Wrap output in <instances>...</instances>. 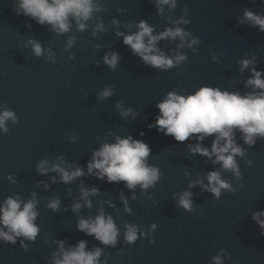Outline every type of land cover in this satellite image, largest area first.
I'll return each mask as SVG.
<instances>
[{
    "label": "water",
    "instance_id": "95a60500",
    "mask_svg": "<svg viewBox=\"0 0 264 264\" xmlns=\"http://www.w3.org/2000/svg\"><path fill=\"white\" fill-rule=\"evenodd\" d=\"M14 3L15 0H0V110L6 104L19 117L16 125L7 122L8 134H0V201L15 193H21L27 199L30 191H37L41 200L37 221L41 233L37 241L30 244L28 252L23 251L19 243H0V264H45L55 247L54 238H66L69 244L86 239L89 249L98 244L75 228L76 217L70 210L53 213L43 207L44 196L54 195L62 199V209L70 205L78 198L79 181L70 186L53 184L50 191L44 192L43 188L36 187V181L47 177L37 175L34 169L38 159H51L58 154L86 166L91 150L98 146L96 137L112 139L104 135L109 130L121 136L131 133L134 138L148 143L152 149L150 163L161 169L162 177L149 190L151 201L147 196H141L139 190L138 198L133 201L128 190L123 189L129 196L132 215L124 213L119 201L122 183L109 184L94 177L85 178L86 185H98L102 192L99 197L92 198L91 210L82 208L85 217L97 214V200L110 199L117 209L107 205L105 209L113 214L121 233L124 222H134L145 229L151 223L158 225L153 234L154 244L149 245L144 238L128 246L121 236L117 248L104 249L101 260H107V264H210L211 257L223 247L232 257L227 264H264V236L251 219L252 212L264 209V140L248 148L245 159L238 158L244 187L235 194L222 193L217 201L198 187L192 190L195 204L204 209L200 215L199 209L193 214L177 208L171 194L186 188V169L194 179L198 173L206 174L212 170V165L202 157L190 156L185 147L187 141L177 142L171 136L147 127L158 113L155 103L168 91L180 88L192 91L203 84L230 90L242 88L239 84L232 85L230 79L242 80L248 75L245 72L241 76L236 63L246 52L255 53L260 61L258 69L264 68V33L240 25L236 19L244 7L264 12L261 0H179L173 18L178 17L187 5L191 22L186 27L201 38L202 44L197 56L184 49L188 61L182 70L167 72H157L143 65L122 40L115 37L110 24L116 17L122 22L120 28L127 32L134 29H128L123 23L146 19L162 30L166 21L155 14L150 0H104L106 11L97 13L96 18L88 22V30L77 32L74 25L62 36L51 32L49 26L17 15L13 11ZM117 8L122 11L117 13ZM101 18L109 31L93 38L92 26ZM27 24H31L30 29ZM70 35L76 37L75 44L65 51ZM29 37L41 42L45 48H52L57 54V63L33 56L31 46L27 44ZM96 44L101 47L96 49ZM105 45H112L122 57L116 70L96 65L107 50ZM161 47L167 50L169 45L162 42ZM209 50L218 54L217 62L211 61ZM71 54L74 58L70 60ZM106 84L114 85L115 94L98 102L96 93ZM121 100L126 106L133 107L140 114L139 118L135 121L120 118L114 105ZM145 115L147 120L143 118ZM141 131L143 137L139 135ZM72 132L79 135L76 143L68 142ZM210 142V139L205 141L206 144ZM239 143L242 144V140ZM247 159L253 161L251 167L246 165ZM9 173L17 175L15 185L5 179ZM224 177L238 187L231 173H224ZM67 187L73 190L71 197ZM46 234L49 240L45 243L43 237Z\"/></svg>",
    "mask_w": 264,
    "mask_h": 264
},
{
    "label": "clouds",
    "instance_id": "9594fccd",
    "mask_svg": "<svg viewBox=\"0 0 264 264\" xmlns=\"http://www.w3.org/2000/svg\"><path fill=\"white\" fill-rule=\"evenodd\" d=\"M155 7V14L163 18L166 23L162 30L159 25H153L146 19L128 21L123 23L128 29L120 28L121 21L113 17L110 21L115 37L122 40L131 52L146 67L157 72H167L172 69L180 71L188 61L187 52L193 56L199 54L202 40L199 36L188 30L190 24L187 5L181 9V14L174 17L179 0H150ZM264 4V0H261ZM102 5H104L102 7ZM107 5L104 0H15L13 11L23 15L41 26H49V30L57 36L68 34L75 25L77 32L88 30V22L96 18L97 13L105 12ZM117 13L122 9L117 8ZM238 24L252 27L264 33V12L253 11L244 7L236 17ZM31 28V24L26 25ZM109 27L103 19L92 26L91 35L97 38L101 33H107ZM76 37L67 36L65 51L74 47ZM164 42L169 45L165 50L161 47ZM27 44L31 46L32 55L36 58H45L51 64L57 63V54L52 48H45L41 42L29 37ZM100 44L95 48L99 49ZM104 55L96 65H104L109 70H116L122 59L120 53L112 45H105ZM212 62H217V53L209 50ZM74 54L68 56L73 59ZM238 73L245 78L232 77V85H242L234 89L221 88L208 84L200 85L192 91L187 89H172L164 94L162 99L155 103L158 113L154 121L149 123V129L155 128L164 136H171L175 141L184 143L190 156L204 158L212 165V170L198 173L192 178V173L187 169L184 176L188 179L186 188L171 194L172 200L179 209L195 214L199 209L203 215L202 206L195 204L194 188L201 192L211 194L214 200L219 201L222 193L235 194L244 187L241 181L243 174L239 159H245L248 148H252L258 141L264 140V68L258 69L260 63L255 53L246 52L245 56L237 60ZM114 85L106 84L96 93V100L104 102L114 96ZM120 118L135 121L139 113L131 106H126L124 101H117L114 105ZM147 120V115L143 117ZM13 125L19 123L15 111L6 104L0 110V134H8L10 129L7 122ZM239 134V138H238ZM104 135L112 137L109 140H100L96 137L98 146L91 150L86 166H81L78 161H69L64 154L55 155L53 158H40L35 164V172L41 177L36 181L37 188L48 192L53 184L70 186L79 181L77 185L78 198L62 209V199L59 196H44L45 209L58 213L61 210L71 211L76 217L75 228L85 236L92 237L98 244L88 248L89 241L80 239L75 244H69L67 239H52L55 245L45 264H107L101 260L105 248H117L121 236L126 245L132 246L139 239L147 238L149 245L155 243L153 234L158 225L151 223L145 229L134 222H124V231L118 226L115 217L106 211L105 205L110 209H117L116 204L110 199L97 200V214L85 217L82 208H93V197L101 195L98 185L88 186L85 178L94 177L106 183L123 184L119 190V201L123 205L125 214L132 215L129 196L123 189L130 193L131 200L135 201L137 190L141 196L152 200L149 190L161 180V169L150 163L152 149L143 139H136L131 133L121 136L117 132L107 131ZM141 137L144 132L139 133ZM210 139V144L205 141ZM79 135L72 132L68 135L69 143H76ZM242 140V144L239 143ZM248 167L253 165L251 159L245 161ZM231 173L238 187L224 177V173ZM5 179L11 184L17 183V175L9 173ZM68 195L72 196V188L67 187ZM41 200L37 191L32 190L25 199L21 193L6 196L0 201V243L16 245L28 252L30 244L35 243L41 233L37 223L40 216L39 206ZM251 219L258 225L260 235L264 236V209L252 212ZM45 243L49 240L46 234ZM104 246V247H101ZM121 254V253H117ZM232 257L227 249L221 247L211 257L210 264H227Z\"/></svg>",
    "mask_w": 264,
    "mask_h": 264
}]
</instances>
